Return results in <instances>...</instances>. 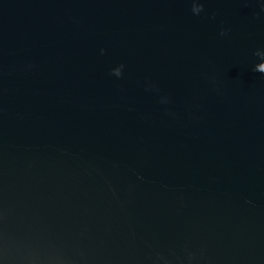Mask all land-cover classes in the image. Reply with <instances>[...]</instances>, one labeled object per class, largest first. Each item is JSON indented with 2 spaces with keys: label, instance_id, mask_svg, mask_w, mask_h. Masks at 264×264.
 Instances as JSON below:
<instances>
[{
  "label": "water",
  "instance_id": "1",
  "mask_svg": "<svg viewBox=\"0 0 264 264\" xmlns=\"http://www.w3.org/2000/svg\"><path fill=\"white\" fill-rule=\"evenodd\" d=\"M0 264H264V0H0Z\"/></svg>",
  "mask_w": 264,
  "mask_h": 264
}]
</instances>
